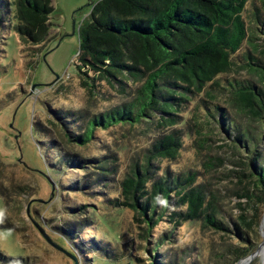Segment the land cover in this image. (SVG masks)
I'll list each match as a JSON object with an SVG mask.
<instances>
[{
    "label": "trees",
    "instance_id": "trees-1",
    "mask_svg": "<svg viewBox=\"0 0 264 264\" xmlns=\"http://www.w3.org/2000/svg\"><path fill=\"white\" fill-rule=\"evenodd\" d=\"M249 2L98 0L91 3L92 9L79 27L76 64V77L86 91V103L76 109L49 108L47 120L55 129L40 121L33 126L51 138V147L61 150V158L68 161L70 168L85 169L84 177L76 184L78 190L92 194L95 188H105L110 181H116L118 186L113 185L111 193L115 192V186L120 193L107 198L109 211L99 215L107 230L93 226L90 217L81 222L77 219L80 223L58 227L63 234L52 238L59 245L73 254L74 247H80L99 264H137V257L127 255L126 250L117 258L116 246L108 241L121 240L116 216L130 208L137 222L143 223L145 239L153 227L160 229L161 221L165 222L166 228L147 247L148 251L152 249L161 255L156 264H200L197 259L183 261L184 256L183 262H176L178 252L185 255L190 252L188 247L172 244L177 240L176 230L184 224L198 223L204 228L231 233L240 243L228 248L235 255V262L255 250V227L259 219L247 217L246 211L236 219H225L214 202L213 191L198 180V170L172 172L161 169L155 162L176 159L184 147V137L195 133L196 148L206 150L202 165L210 170L214 167L210 141L217 132L242 157L238 164L241 171L236 174L245 181L240 197L252 200L255 212L264 203V44L256 42L259 34L264 38V18L256 8L257 13L252 14L254 24L246 22ZM0 10L8 11L6 18H10L11 26L33 55L49 39L53 0H0ZM245 44L248 47L241 58L238 53ZM236 67L247 69L255 76L228 78ZM111 92L118 94L120 101L95 109L94 102L106 100L104 93ZM140 124L158 133L142 153L137 152L128 160L122 179L116 178L120 172L116 151L100 148L95 154L79 149L92 147L96 130ZM238 205L242 207L241 203ZM85 207L86 203L77 209L83 212ZM78 229L93 237L90 242L88 237L76 236ZM99 233L103 242H107L106 248L96 237ZM69 239L73 241L72 248ZM166 239H171V245L168 244V250L159 251ZM90 246L95 251L89 250ZM98 251L104 254L93 256ZM199 256L202 257L201 252ZM121 258L127 260H118Z\"/></svg>",
    "mask_w": 264,
    "mask_h": 264
},
{
    "label": "rangeland",
    "instance_id": "rangeland-1",
    "mask_svg": "<svg viewBox=\"0 0 264 264\" xmlns=\"http://www.w3.org/2000/svg\"><path fill=\"white\" fill-rule=\"evenodd\" d=\"M97 1L53 0L50 37L34 55L11 26L10 18H6L8 8L6 11L0 10V264H74L70 257L52 246L45 235L53 239V236L63 234L59 226L65 224L71 226L77 219L81 222L87 217L91 218L96 228L103 226L102 229L107 230L99 220V215L102 216L109 211L107 198H114L120 193L116 186L113 187L115 192L111 193L112 186H118V183L110 181L105 188H95L92 194L83 189L78 190L76 184L84 177L85 169L70 168L68 161L61 158V150L55 146L51 147V138L33 126L35 122L40 121L55 129L47 120L49 108L76 109L86 103V91L76 77L79 27L90 13L91 3ZM263 1L250 0L248 3L245 13L248 24H254L252 14L257 13L256 8L264 18ZM258 36L261 38L258 37L256 42L264 44L263 35ZM247 47L245 44L239 51L238 55L241 58ZM235 69L237 71L232 72L228 78L245 79L255 76L247 69L238 67ZM104 94L106 100L94 102L95 109L116 104L121 99L114 92ZM214 102L226 106L219 100ZM157 133L153 129L147 130L145 124L133 127L116 125L106 130L95 131L96 138L93 142L98 146L92 143V147L79 149H83L84 153L95 154H98L100 148L116 151L120 164V172L116 178L122 179L128 160L135 153H142ZM194 134L191 137H184V147L176 159H159L155 162L160 164L161 169L168 168L172 172L198 170L200 173L198 180L205 182L213 191L214 202L220 206L225 219H236L243 211L247 212V217L259 219V224L255 227L257 235L254 238V247L255 250L260 246L261 248L256 256L246 259V262L242 260L250 254L235 262V255L231 254L228 248L231 249L232 245L240 243L231 233L224 234L220 230L204 228L198 223L194 226L184 224L176 230L177 240L172 244L188 247L190 252L186 255L178 252L176 262L182 261L181 257L184 256L183 261L191 262L197 259L200 264H264V255L261 254L264 252L261 226L264 221V203H260L258 211L255 212L253 201L239 195L245 189V181L236 177L238 171H241V166L238 165L241 155L231 148L229 142L224 140V136L215 132L212 136L214 140L210 141L214 167L206 170L202 165L206 159V150L196 148ZM42 140L48 142L42 144ZM124 146L128 149H123ZM18 186H22L24 190ZM85 203L86 210L83 209L81 212L77 209ZM256 213L259 215L258 218L254 216ZM116 219L119 222L117 226L121 240L118 243L112 239L108 240L109 244L116 246L114 248L117 251L114 255L118 258L126 250L127 255L137 257V264L158 263L161 255L152 249L148 251L147 247H151L153 240L156 241L155 236L166 228L165 222L161 221L160 229L153 227L145 239L143 223L137 222L133 210L128 208L122 214H118ZM86 234L82 229H78L76 236H80V239L88 237L86 239L90 242L93 237ZM100 235L102 233L96 237L104 243V247L107 242H103ZM170 241L171 239H166L160 246L163 249L159 251L168 250ZM72 242L71 239L68 240L71 248ZM89 242L87 245H90ZM94 249L93 246L89 247V250ZM84 252L80 247H74L78 264H99L93 257H89L92 254L87 255ZM98 252L96 254L93 252V256L104 254L103 251ZM199 252L202 253V257L199 256ZM118 260L125 262L127 259ZM240 261L242 262L239 263Z\"/></svg>",
    "mask_w": 264,
    "mask_h": 264
},
{
    "label": "water",
    "instance_id": "water-1",
    "mask_svg": "<svg viewBox=\"0 0 264 264\" xmlns=\"http://www.w3.org/2000/svg\"><path fill=\"white\" fill-rule=\"evenodd\" d=\"M28 214H29V204H28ZM42 231L45 232L44 230H42ZM45 236H46L48 242L52 246H54L55 248H57L58 250H60L64 254H66L68 257H70L73 260L74 264H78V259H77V257H76L75 254L69 252L64 247H62L61 245H59L56 241H54L53 239H51L50 236H48V235H45ZM263 245H264V242H263ZM260 248H261V246H260ZM260 248L257 249V250H255V251H253L252 253H250V255L247 256V258H245V259L249 260L250 258H253L254 256H256L259 253Z\"/></svg>",
    "mask_w": 264,
    "mask_h": 264
},
{
    "label": "bare ground",
    "instance_id": "bare-ground-1",
    "mask_svg": "<svg viewBox=\"0 0 264 264\" xmlns=\"http://www.w3.org/2000/svg\"><path fill=\"white\" fill-rule=\"evenodd\" d=\"M262 231H263V236H264V221H263V223H262ZM264 245H262V247H263ZM261 254L262 255H264V252H261ZM245 260V262H246V259H243L242 261H244ZM242 261H240L239 263H241ZM245 264V263H244Z\"/></svg>",
    "mask_w": 264,
    "mask_h": 264
}]
</instances>
